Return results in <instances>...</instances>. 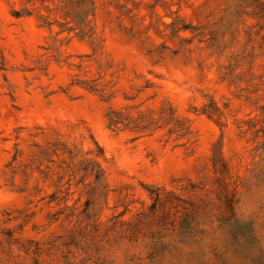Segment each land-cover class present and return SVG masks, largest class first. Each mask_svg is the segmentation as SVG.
<instances>
[{
  "label": "rangeland",
  "instance_id": "1",
  "mask_svg": "<svg viewBox=\"0 0 264 264\" xmlns=\"http://www.w3.org/2000/svg\"><path fill=\"white\" fill-rule=\"evenodd\" d=\"M0 264H264V0H0Z\"/></svg>",
  "mask_w": 264,
  "mask_h": 264
}]
</instances>
